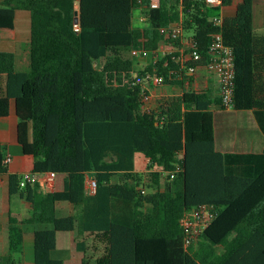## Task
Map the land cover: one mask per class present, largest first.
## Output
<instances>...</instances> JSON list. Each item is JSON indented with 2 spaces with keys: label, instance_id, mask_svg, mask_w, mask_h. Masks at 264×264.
Instances as JSON below:
<instances>
[{
  "label": "trees",
  "instance_id": "16d2710c",
  "mask_svg": "<svg viewBox=\"0 0 264 264\" xmlns=\"http://www.w3.org/2000/svg\"><path fill=\"white\" fill-rule=\"evenodd\" d=\"M149 1L0 0V40L15 38L17 9L31 12L23 54L28 68H17L15 52L0 50V118L15 98L18 141L34 158L30 171L65 174L63 190H44L41 180L21 186L23 172L11 171L0 141L9 193L31 205L28 217L9 215V264L27 249L33 264H64L52 256L57 231L75 229L76 217L57 213L61 200L81 204L80 229L106 243L102 255L94 262L85 256L83 264H264V152L217 150L214 115L226 108L220 83L207 70L213 35L221 33L234 51V109L252 110L264 133V34L254 27V0H223L217 7L161 0L148 24L136 26L135 10ZM232 5L234 15L221 14ZM181 18L200 53L193 88L144 112L139 86L113 85L107 76L151 71L152 65L137 66L133 49L169 43L164 28ZM137 153L151 174L144 184ZM88 176L98 182L93 195L86 192ZM201 205L211 206L214 217L186 247L181 217ZM78 247L86 251L85 241Z\"/></svg>",
  "mask_w": 264,
  "mask_h": 264
},
{
  "label": "built area",
  "instance_id": "2783aa9c",
  "mask_svg": "<svg viewBox=\"0 0 264 264\" xmlns=\"http://www.w3.org/2000/svg\"><path fill=\"white\" fill-rule=\"evenodd\" d=\"M141 1V0H139ZM208 6L217 7L223 5V0H200ZM161 0H150L149 4L141 5L135 10L134 22L136 26H146L150 20L152 10L160 7ZM212 21L218 25L222 21V16H213ZM75 28L80 29L79 22L74 23ZM167 36L170 38L169 43L159 45L154 49H133V54L138 56L140 60H144L142 69L148 65H152L151 71L139 74L132 71L129 75L123 72L121 75L115 74L114 80H107L113 85L120 83L139 86L141 97L142 111L151 112L156 109L158 102H164L166 99L174 98L193 88V79L195 66L193 60L200 57L197 49V43L191 36L186 38L184 24L182 18L171 23L167 28ZM212 60L207 66L208 73L218 77L220 83V96L226 109H234L235 94V57L233 48L224 42L221 33L213 35L210 45ZM163 62L161 63V61ZM166 69L164 72L160 69ZM122 78V81L119 80ZM161 85H178L180 91L178 94H162L156 99L152 95V86ZM12 157L9 155L7 161L11 162ZM59 173L56 171H48L45 173H34L32 171L23 172L20 184L24 186L28 183H34L38 180L42 181L44 190H51ZM98 182L94 176H88L86 182V192L93 195L97 192ZM144 192V190H143ZM214 213L212 207L201 205L185 211L181 217V223L184 228V243L186 247L195 244L200 239L204 230L209 226Z\"/></svg>",
  "mask_w": 264,
  "mask_h": 264
},
{
  "label": "crops",
  "instance_id": "0c3cea01",
  "mask_svg": "<svg viewBox=\"0 0 264 264\" xmlns=\"http://www.w3.org/2000/svg\"><path fill=\"white\" fill-rule=\"evenodd\" d=\"M260 9H264V0H263V5L260 7ZM235 13H236V6L233 5L223 7L221 10V14L225 16L234 15ZM262 20L264 21V19ZM15 23H16V19H15ZM256 24L257 22H256L255 0H254V27L256 26ZM20 54L16 53L17 68L27 69L28 68L27 60L23 55L24 52L22 55ZM22 66H24L25 68H22ZM211 76L213 80L218 84L219 82L218 77L214 75ZM151 91L155 104L156 99L160 97L162 94H178L180 91V87L178 85L152 86ZM13 102L15 107V115L17 118L16 138L18 141V136H17L18 116L16 113L15 98L11 99L9 114L7 116H3L0 118V141L4 145H6L9 155L11 153V149L8 144L9 142L5 141L3 138V135L7 131L3 123L6 122V120L12 114ZM214 132H215L216 148L221 152L242 153V154L264 152V133L262 132L260 125L252 110L217 109L214 115ZM137 154L135 156V162L137 159ZM140 158L142 159L143 165L145 166L147 164V159L143 153ZM31 167L32 166L23 170H13L10 164L11 171L13 172L30 171ZM136 168H137L136 169L137 172H139V167H137V163H136ZM64 179H65V174L59 173L56 182L54 184V188H52L51 190H63ZM163 183L164 181L162 179V185ZM0 189L5 191L7 198L6 200L8 201V203L7 202L5 203L4 199L0 200V209L1 212L5 214V223L9 222L10 214H13L21 218L28 217L25 215H28L26 214V212L28 208L31 209V205L28 201L23 199L18 193L15 194L9 193L7 174H0ZM13 200H15V203L17 204L16 207H13L12 205ZM57 213L61 216L75 215L76 224H75V229L71 231H61V230L57 231V246L55 250H53L52 252L53 257L63 259L64 264H83V259L85 258V256L90 262H94L96 258H98L100 255L103 254L106 245L105 241L96 238L95 235L89 231L83 232L80 229L82 213H83L81 204L75 205L68 200L58 201ZM7 228H9L8 224H7ZM79 240L85 241L86 251L81 250L78 247ZM89 246L92 248V251ZM7 254L9 255V248ZM16 264H33L32 252L29 249H27L24 258L21 261L17 262Z\"/></svg>",
  "mask_w": 264,
  "mask_h": 264
},
{
  "label": "rangeland",
  "instance_id": "374dc122",
  "mask_svg": "<svg viewBox=\"0 0 264 264\" xmlns=\"http://www.w3.org/2000/svg\"><path fill=\"white\" fill-rule=\"evenodd\" d=\"M263 5V0H255V13H256V26L255 30L258 33H264V9H260V7ZM76 7L78 8V4H76ZM263 22V24H262ZM31 35V12L28 9H17L16 10V36L14 39H4L0 40V50L2 51H9V52H15V53H21L26 50L27 43L30 40ZM106 61V58H103L100 63H104ZM144 60H140L137 64L138 67L142 68V65H144ZM136 66V67H137ZM21 68V67H20ZM22 68H25L22 66ZM134 71L138 72L137 68H134ZM16 115H15V107L14 102L12 103V114L10 117L6 120V122L3 123L5 129L7 130L5 134L3 135V138L5 141L9 142V146L11 149V157L12 161L10 162L11 168L13 170H23L27 169L33 164L34 158L32 156L25 155L22 152L21 145L18 143L16 138ZM142 153L137 154V167H139L138 179L141 183L148 182L151 179V174L147 170L146 165H143V161L140 158ZM167 178V175H163V181L165 182ZM117 177H114V180H116ZM4 199L5 203L8 201L6 200V193L2 189H0V200ZM13 207H16L17 204L15 203V200L12 201ZM25 212V210H24ZM28 212V213H27ZM25 216H29L31 214V209L28 208ZM7 214V213H6ZM7 222L5 223V214L1 212L0 209V264H8V228H7ZM4 235V236H3ZM7 242V243H6ZM90 247V246H89ZM91 248V247H90ZM92 251V248H91Z\"/></svg>",
  "mask_w": 264,
  "mask_h": 264
},
{
  "label": "water",
  "instance_id": "95a60500",
  "mask_svg": "<svg viewBox=\"0 0 264 264\" xmlns=\"http://www.w3.org/2000/svg\"><path fill=\"white\" fill-rule=\"evenodd\" d=\"M79 20V10H75V13H74V21L77 22Z\"/></svg>",
  "mask_w": 264,
  "mask_h": 264
}]
</instances>
